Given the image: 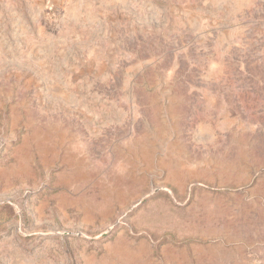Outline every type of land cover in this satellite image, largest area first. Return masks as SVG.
<instances>
[{"label": "rangeland", "instance_id": "rangeland-1", "mask_svg": "<svg viewBox=\"0 0 264 264\" xmlns=\"http://www.w3.org/2000/svg\"><path fill=\"white\" fill-rule=\"evenodd\" d=\"M264 0H0V264H264Z\"/></svg>", "mask_w": 264, "mask_h": 264}, {"label": "crops", "instance_id": "crops-1", "mask_svg": "<svg viewBox=\"0 0 264 264\" xmlns=\"http://www.w3.org/2000/svg\"><path fill=\"white\" fill-rule=\"evenodd\" d=\"M263 261H264V259H263ZM264 263V262H263Z\"/></svg>", "mask_w": 264, "mask_h": 264}]
</instances>
